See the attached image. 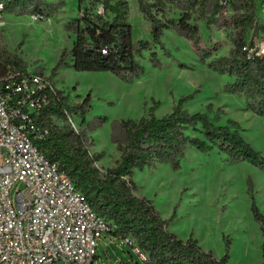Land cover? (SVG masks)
Instances as JSON below:
<instances>
[{
    "label": "rangeland",
    "instance_id": "374dc122",
    "mask_svg": "<svg viewBox=\"0 0 264 264\" xmlns=\"http://www.w3.org/2000/svg\"><path fill=\"white\" fill-rule=\"evenodd\" d=\"M33 1L24 13L14 6L5 9L0 47L20 57L25 70L49 76L67 96L69 105L83 106L84 114L73 113L72 119L78 132L84 134L89 152L101 155L95 163L101 171L119 158L111 140L116 123L139 119L151 109L156 117H162L180 99L185 100L183 108L189 113H207L217 126L236 122L243 140L264 157V113L258 112L262 105L259 97L247 98L232 91L235 76L209 66L229 56L235 39L242 37L249 43L264 36L257 1L252 23L238 22L250 15V4L246 8L240 0H222V4L218 2L221 9L215 14V23L207 25L204 15H212V3L191 5L188 0H163L167 10L158 15L163 12L167 19L189 15V23L198 26L200 50L174 28L166 29L161 37L162 48L152 45L150 50L142 51L138 57L142 72L129 80L106 71H76L72 67L70 50L75 32L70 22L87 13H98L99 4L94 5L92 0ZM127 1L133 41L150 40L149 23L138 11L137 0ZM37 4L39 9L34 7ZM33 15L43 18L33 19ZM197 51H209L210 55L203 58ZM62 52L65 64L51 76ZM8 67L12 70L13 66L1 68L0 74L5 75ZM52 121L60 126L67 124L55 117ZM187 135L203 137L191 130ZM133 181L135 194L152 203L167 221V230L179 239L196 240L216 259L227 255V264L263 263L264 233L251 206L254 204L264 216V165L233 161L216 145L199 150L187 142L178 167L170 161L157 162L136 171ZM96 252L93 264H145L121 237L107 232L98 241Z\"/></svg>",
    "mask_w": 264,
    "mask_h": 264
},
{
    "label": "trees",
    "instance_id": "16d2710c",
    "mask_svg": "<svg viewBox=\"0 0 264 264\" xmlns=\"http://www.w3.org/2000/svg\"><path fill=\"white\" fill-rule=\"evenodd\" d=\"M188 1L191 5L212 3V15H204V18L207 25L215 23V14L221 9L219 0ZM240 1L246 8L249 4L251 6L250 15L238 20L241 25L253 22L255 1L258 4L257 16L260 18V0ZM34 2L13 0L6 8L14 6L13 9L18 8L20 13H24L29 4ZM92 2L102 7V14L87 13L70 22L75 32L70 54L72 67L76 71H106L124 80L137 77L142 72L138 57L142 51L150 50L152 45L161 47V37L164 30L169 28H174L189 39L196 50H200L198 26L189 23V15L179 19H167L163 12L161 16L158 15L164 9L167 10L163 0H137L138 11L148 21L151 33L150 40L137 41L132 39L127 0ZM34 7L39 9L38 4ZM245 43L242 37L235 39L229 56L212 61L209 66L235 76V81L230 85L232 91L244 94L247 98L259 97V105H262L258 112L263 114L264 56L248 58L242 50ZM197 52L203 58L210 55L209 51ZM151 54L156 55L155 52ZM63 55L64 52L51 76L55 75L59 66L65 64ZM7 65L13 66L12 70H25L20 57L0 47V70ZM183 101L180 99L172 111L162 117H156L151 109L139 119L128 118L116 123L111 132V140L119 152V158L113 166L101 171L95 165L101 155L89 152L84 134L76 133L68 123L61 126L53 123V117L66 122L65 111L69 114H84L82 105H69L67 96L57 90V97L38 116V121L48 124L51 131L45 138L34 141V144L49 161L57 164L70 177L93 210L107 222L111 228L108 233L114 237L133 239L147 254V264H227V255L216 259L210 251L202 250L196 240H182L169 232L167 221L160 217L152 203L135 194L134 173L150 168L157 162L170 161L173 167H178L183 146L187 142L199 150L216 145L228 153L233 161L246 160L253 165H264V157L243 140L236 122L229 121L228 125L217 126L207 113H189L183 108ZM231 126L235 128L231 129ZM188 130L199 132L203 137L189 136ZM251 209L264 233V216L254 204Z\"/></svg>",
    "mask_w": 264,
    "mask_h": 264
},
{
    "label": "built area",
    "instance_id": "2783aa9c",
    "mask_svg": "<svg viewBox=\"0 0 264 264\" xmlns=\"http://www.w3.org/2000/svg\"><path fill=\"white\" fill-rule=\"evenodd\" d=\"M11 1L0 0V29ZM259 11L264 21V0ZM242 50L248 58L263 57L264 36ZM57 90L40 73L9 69L0 76V264H93L98 241L111 229L70 177L34 144L51 131L38 116ZM65 116L79 133L72 115L65 111ZM122 239L147 264V254L134 240Z\"/></svg>",
    "mask_w": 264,
    "mask_h": 264
}]
</instances>
